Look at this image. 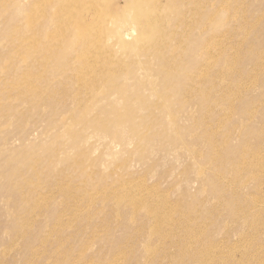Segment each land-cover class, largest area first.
<instances>
[{"label": "rangeland", "instance_id": "rangeland-1", "mask_svg": "<svg viewBox=\"0 0 264 264\" xmlns=\"http://www.w3.org/2000/svg\"><path fill=\"white\" fill-rule=\"evenodd\" d=\"M0 264H264V0H0Z\"/></svg>", "mask_w": 264, "mask_h": 264}, {"label": "bare ground", "instance_id": "bare-ground-1", "mask_svg": "<svg viewBox=\"0 0 264 264\" xmlns=\"http://www.w3.org/2000/svg\"><path fill=\"white\" fill-rule=\"evenodd\" d=\"M141 22H143V23H144V21H143V20H141ZM141 27H142V26H141ZM142 30H144V29H143V27H142Z\"/></svg>", "mask_w": 264, "mask_h": 264}]
</instances>
